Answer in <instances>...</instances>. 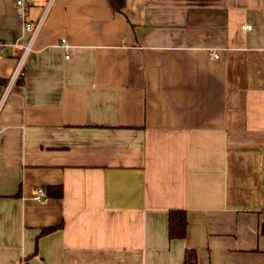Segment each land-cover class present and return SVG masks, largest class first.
I'll list each match as a JSON object with an SVG mask.
<instances>
[{
    "label": "crops",
    "instance_id": "crops-1",
    "mask_svg": "<svg viewBox=\"0 0 264 264\" xmlns=\"http://www.w3.org/2000/svg\"><path fill=\"white\" fill-rule=\"evenodd\" d=\"M24 1L35 23L50 0ZM25 65L0 107V264H264V0H56Z\"/></svg>",
    "mask_w": 264,
    "mask_h": 264
},
{
    "label": "built area",
    "instance_id": "built-area-1",
    "mask_svg": "<svg viewBox=\"0 0 264 264\" xmlns=\"http://www.w3.org/2000/svg\"><path fill=\"white\" fill-rule=\"evenodd\" d=\"M55 1L56 0H50L48 2V5L44 9V12L41 18L35 23L29 20V5L24 0H19L17 2V7L20 9L19 17L23 23V32L29 34V39L27 40L26 44L23 46L22 56L18 59L16 68L14 69L13 74L10 77L9 82L5 88L4 95L0 103V107L3 105L7 97L10 95L13 87L24 79L25 66H26L25 64H26L27 57L33 52L36 40L39 37L44 27L45 21ZM246 29L251 30L252 27L248 26L246 27ZM61 47L64 49L66 53V58L69 59L70 58V46L68 42L66 40H62ZM43 195H44V191L39 190L34 199L40 202L42 201Z\"/></svg>",
    "mask_w": 264,
    "mask_h": 264
},
{
    "label": "trees",
    "instance_id": "trees-1",
    "mask_svg": "<svg viewBox=\"0 0 264 264\" xmlns=\"http://www.w3.org/2000/svg\"><path fill=\"white\" fill-rule=\"evenodd\" d=\"M112 10L116 13H124L125 8V0H108ZM50 189L48 195L50 197H62L61 188L55 189L52 191ZM188 227V220L185 211L180 210H172L169 213V238L170 240H181L186 237ZM57 228H49L45 229L42 232V235H47ZM195 262V254L193 252H186L185 256V264H194Z\"/></svg>",
    "mask_w": 264,
    "mask_h": 264
}]
</instances>
